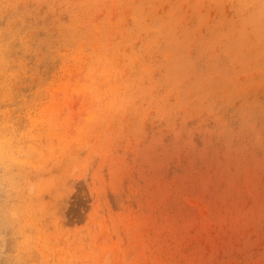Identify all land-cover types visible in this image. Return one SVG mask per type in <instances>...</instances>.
Wrapping results in <instances>:
<instances>
[{"label":"rangeland","instance_id":"obj_1","mask_svg":"<svg viewBox=\"0 0 264 264\" xmlns=\"http://www.w3.org/2000/svg\"><path fill=\"white\" fill-rule=\"evenodd\" d=\"M0 264H264V0H0Z\"/></svg>","mask_w":264,"mask_h":264}]
</instances>
